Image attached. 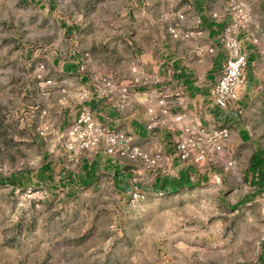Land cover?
<instances>
[{"label": "rangeland", "instance_id": "rangeland-1", "mask_svg": "<svg viewBox=\"0 0 264 264\" xmlns=\"http://www.w3.org/2000/svg\"><path fill=\"white\" fill-rule=\"evenodd\" d=\"M132 1L140 15L129 22L123 13ZM178 9V0H0V264H264V190L216 159L225 175L140 201L107 178L74 191L40 179L58 149L45 117L60 110L38 79L35 55L68 53L72 29L96 69L124 73L121 60L146 46L136 52L114 39L147 45L160 32L149 23ZM236 165L247 169L248 158Z\"/></svg>", "mask_w": 264, "mask_h": 264}, {"label": "crops", "instance_id": "crops-1", "mask_svg": "<svg viewBox=\"0 0 264 264\" xmlns=\"http://www.w3.org/2000/svg\"><path fill=\"white\" fill-rule=\"evenodd\" d=\"M178 1L180 9L165 12L162 24L149 23L160 30L149 44L123 36L114 39L117 44L135 45L136 52L140 45L146 46L136 58L121 60L127 72L96 69L93 57L76 45L72 29L67 34L71 36L68 53L35 55L37 67L46 66L44 76L52 81L48 87L60 110L59 116L48 111L45 117L58 149L53 159L49 156L41 165L40 179L68 182L74 191L97 187L107 178L122 194L134 189L170 194L202 185L226 172L213 159L197 169L183 163L177 153L184 129L201 124L208 130L230 129L224 156L234 165L227 170L233 177L243 171L252 187L264 190V150L251 149L252 143L264 140V0ZM232 2L243 6L248 19L233 15ZM135 5L128 4L125 20L138 19L140 9ZM120 30L119 35L125 34ZM234 32L248 53L246 83L242 97L221 109L214 103L212 88L227 60L223 40ZM107 81L114 87H108ZM84 107L93 112L97 123L129 138V143L121 142L111 153L105 144L94 151H64L60 132L80 118ZM128 147L158 157L156 169L131 158ZM242 157L248 158L247 169L236 165ZM255 158L261 166L253 164Z\"/></svg>", "mask_w": 264, "mask_h": 264}, {"label": "built area", "instance_id": "built-area-1", "mask_svg": "<svg viewBox=\"0 0 264 264\" xmlns=\"http://www.w3.org/2000/svg\"><path fill=\"white\" fill-rule=\"evenodd\" d=\"M230 9L237 19H248V12L242 5L232 2ZM223 44L227 51V60L219 80L212 88V96L214 103L219 108L227 109L243 95L248 53L244 50L241 40L236 37V32L225 38ZM82 69L84 70V67ZM45 70L46 66L41 65L38 79L42 80V86H50L52 81L45 79ZM107 86L112 88L114 84L107 81ZM149 129H153V125H150ZM48 130L49 127H46L41 135L45 136V132ZM230 134V129L227 127L212 130L206 129L201 124L186 127L177 144L178 156L183 163L197 169H203L211 159H216L217 164L230 169L234 163L224 156V142L229 139ZM61 138V145L68 153L94 151L102 144L107 145L108 151L111 153L121 142L129 143L130 141L129 138L97 123L93 112L87 107L83 108L80 118L68 127ZM127 151H129L131 158L142 159L148 169H156L159 162L158 157H151L139 150H130L129 147ZM158 194L163 195L162 193ZM145 197L146 194L137 189L131 192L133 201H140Z\"/></svg>", "mask_w": 264, "mask_h": 264}, {"label": "trees", "instance_id": "trees-1", "mask_svg": "<svg viewBox=\"0 0 264 264\" xmlns=\"http://www.w3.org/2000/svg\"><path fill=\"white\" fill-rule=\"evenodd\" d=\"M254 162H255V165H256V166H261V165H262V164H261V161L258 160V159H256V158L253 160V164H254ZM262 260L264 261V255H263Z\"/></svg>", "mask_w": 264, "mask_h": 264}]
</instances>
